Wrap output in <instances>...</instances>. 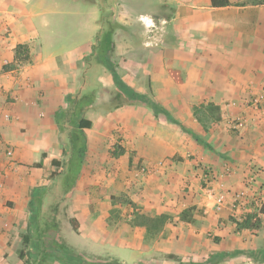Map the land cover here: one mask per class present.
Returning a JSON list of instances; mask_svg holds the SVG:
<instances>
[{
    "label": "crops",
    "instance_id": "1",
    "mask_svg": "<svg viewBox=\"0 0 264 264\" xmlns=\"http://www.w3.org/2000/svg\"><path fill=\"white\" fill-rule=\"evenodd\" d=\"M106 63L162 112L106 110ZM263 92L264 1L0 0V264H63L54 236L88 262L264 264V214L254 230L230 220L264 204Z\"/></svg>",
    "mask_w": 264,
    "mask_h": 264
},
{
    "label": "trees",
    "instance_id": "2",
    "mask_svg": "<svg viewBox=\"0 0 264 264\" xmlns=\"http://www.w3.org/2000/svg\"><path fill=\"white\" fill-rule=\"evenodd\" d=\"M255 3H260L263 2L262 0H252ZM210 5L211 7L214 8H221L229 5V0H210ZM20 52V55H24L26 53V47L24 46H18L16 48V54ZM27 60V56H24V61ZM106 66H108V69L110 70L114 83L116 85V88L118 90V93L114 94L111 102L105 107L106 110H112L114 108L123 106L125 104H138V105H143L146 107L151 108L154 113H160L162 110L158 106V104L153 101L149 96L147 95H140L137 93H134L133 91H130L127 89V87L121 82V80L118 78L116 73L114 72L113 67L111 66L110 63H106ZM171 76L174 78L176 82H180V76L177 75V71L170 70L169 71ZM90 102V101H88ZM219 112V108L213 104H208V105H200L199 107H194L193 113L198 119V121L202 122V118H210L212 120H218L219 115L217 113ZM92 126V122L87 119H80L75 128H77V131H74L72 134L71 138V145L75 154V162L76 165L79 166L81 163V160L83 158V155L86 151L85 147V136H84V131L90 129ZM205 128V124H203ZM202 143V142H201ZM210 148V147H207ZM115 153H112V155ZM52 164H59V162L53 161ZM42 164L41 162L36 164L35 167H41ZM56 175V173H53L52 176ZM258 214H264V204L261 205L259 208L258 213H248L242 219L236 220V219H230L236 226V230H254L258 229L260 226V218ZM180 219L182 221H189V219L186 217L185 214H181ZM53 241V239L51 240ZM30 239L28 236L23 235L22 236V244L23 248L20 249L18 253V257L20 261L24 259L26 256L25 248L29 245ZM55 247L57 248L56 254L53 257H56L58 261H60L63 264H120L118 262H109V263H102V262H88L82 255L74 252L71 249H68L65 247V245H56L55 242H51V245L49 247ZM51 254L46 255L49 257ZM52 260V259H51Z\"/></svg>",
    "mask_w": 264,
    "mask_h": 264
},
{
    "label": "built area",
    "instance_id": "3",
    "mask_svg": "<svg viewBox=\"0 0 264 264\" xmlns=\"http://www.w3.org/2000/svg\"><path fill=\"white\" fill-rule=\"evenodd\" d=\"M254 104H255L256 108L260 107L264 110V92L255 99ZM146 171H147V169L145 167H142L141 172H146ZM202 178L206 183H210V181L212 179V174L208 168L203 169ZM232 196H233L234 201L241 202V200L244 199V197H243L244 195L242 193H239V192H235ZM256 201H257L256 204L260 208L263 203L258 201V200H256ZM220 204H221V200L219 199L217 207H219Z\"/></svg>",
    "mask_w": 264,
    "mask_h": 264
},
{
    "label": "rangeland",
    "instance_id": "4",
    "mask_svg": "<svg viewBox=\"0 0 264 264\" xmlns=\"http://www.w3.org/2000/svg\"><path fill=\"white\" fill-rule=\"evenodd\" d=\"M61 7H62V9L64 8L63 5H62ZM84 8H85V5H84ZM57 11H60V10L57 9ZM71 11L74 12V13H75V12L77 13V8H76V5H75V4H72ZM62 220H63V219H62ZM62 224H63V223H62V221L60 220L59 225L62 226ZM55 239H56V240H55ZM50 240H52V238H51V239H44V241H45L46 243H48V244H49ZM53 242H55L56 245H65L66 248L72 250V248H70L69 246H67V245L65 244L64 240H63L61 237H55V236H54V237H53ZM113 254H114V253H113ZM85 256H86V255H85ZM101 256L103 257L104 260H106V261H108V262L113 261V255L110 254V253L101 254ZM93 257H94L93 255H89V260H92L91 258H93ZM53 262H54V261H53ZM93 262H94V259H93ZM49 263H52V261L49 262ZM21 264H23V263H21ZM28 264H32V263H31V260H28ZM45 264H47V262H45Z\"/></svg>",
    "mask_w": 264,
    "mask_h": 264
}]
</instances>
